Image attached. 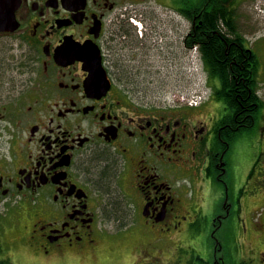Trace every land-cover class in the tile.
I'll return each instance as SVG.
<instances>
[{
    "label": "flooded vegetation",
    "instance_id": "flooded-vegetation-1",
    "mask_svg": "<svg viewBox=\"0 0 264 264\" xmlns=\"http://www.w3.org/2000/svg\"><path fill=\"white\" fill-rule=\"evenodd\" d=\"M136 1H7L0 264H99L136 218L126 264H264V0ZM180 50L207 98L138 103Z\"/></svg>",
    "mask_w": 264,
    "mask_h": 264
},
{
    "label": "rangeland",
    "instance_id": "rangeland-1",
    "mask_svg": "<svg viewBox=\"0 0 264 264\" xmlns=\"http://www.w3.org/2000/svg\"><path fill=\"white\" fill-rule=\"evenodd\" d=\"M169 0H167L168 2ZM134 6H156L155 0H146L144 2L136 1ZM179 51L177 58H184ZM160 58V57H159ZM173 58L168 57V59ZM161 62L156 60L155 65H162L161 72L157 76L151 77H135L130 78V86L132 88L131 96L140 104L154 109H171L179 103L187 104L188 102L200 100L209 95L210 90L206 86V77L201 73V65L198 59L195 58V73L194 75H183V71L187 68H181L183 61L177 62L176 60ZM186 60V59H185ZM160 62V63H159ZM168 74V75H167ZM135 225L129 228H120L117 222L107 223L106 228L108 231H117L121 229H129L132 236H123L121 233L119 239H114L111 244V252H104L102 255V262L99 264H126L124 259L125 250H129L136 245H147L152 242V237L149 232H141L140 223L136 218ZM91 262L88 258L86 264Z\"/></svg>",
    "mask_w": 264,
    "mask_h": 264
},
{
    "label": "water",
    "instance_id": "water-1",
    "mask_svg": "<svg viewBox=\"0 0 264 264\" xmlns=\"http://www.w3.org/2000/svg\"><path fill=\"white\" fill-rule=\"evenodd\" d=\"M7 1L8 0H0V15L2 14V19H0V30H6L8 28L7 24L12 21L10 14H13V9L7 8Z\"/></svg>",
    "mask_w": 264,
    "mask_h": 264
},
{
    "label": "trees",
    "instance_id": "trees-1",
    "mask_svg": "<svg viewBox=\"0 0 264 264\" xmlns=\"http://www.w3.org/2000/svg\"><path fill=\"white\" fill-rule=\"evenodd\" d=\"M217 96H218V98H222L223 97V94H221V93H217Z\"/></svg>",
    "mask_w": 264,
    "mask_h": 264
}]
</instances>
